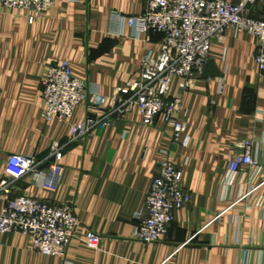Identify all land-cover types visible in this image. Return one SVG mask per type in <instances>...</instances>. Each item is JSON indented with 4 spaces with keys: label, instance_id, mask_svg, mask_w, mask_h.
Segmentation results:
<instances>
[{
    "label": "crops",
    "instance_id": "obj_1",
    "mask_svg": "<svg viewBox=\"0 0 264 264\" xmlns=\"http://www.w3.org/2000/svg\"><path fill=\"white\" fill-rule=\"evenodd\" d=\"M146 3L56 0L33 22L28 10L0 7V177L11 182V197L70 204L82 224L66 257L40 254L22 233H0V264H264V70L255 36L227 30L192 85L182 89L173 78L169 93L180 98L176 117L185 125L177 141L162 118L148 125L136 105L78 137L74 124L102 114L88 101L70 120L43 119L50 64L68 60L88 91L112 97L158 56L161 33L138 34L112 18L139 15ZM250 14L264 17V5ZM247 138L256 164L231 173L229 161ZM12 154L37 157L42 175L10 177ZM164 160L183 171L191 201L163 239L147 244L133 235ZM5 203L0 196V213ZM89 229L101 236L97 248L87 244Z\"/></svg>",
    "mask_w": 264,
    "mask_h": 264
},
{
    "label": "built area",
    "instance_id": "obj_2",
    "mask_svg": "<svg viewBox=\"0 0 264 264\" xmlns=\"http://www.w3.org/2000/svg\"><path fill=\"white\" fill-rule=\"evenodd\" d=\"M56 0H0L5 10L23 9L31 12L30 21L44 16ZM264 0H147L143 13L125 17L113 12L116 23H127L138 34L158 32L163 35L158 56L145 63L137 77L119 89L112 97L88 91L85 80L77 77L66 59L52 63L42 79V116L47 122L70 120L76 109L86 101L100 118L88 117L72 126L73 137L86 135L93 127L108 125L124 117L133 105L148 125L158 118L173 129L175 141L185 131L176 114L180 98H171L173 78L181 80L182 89L192 85L195 74H202L209 61L215 38L227 30L245 31L257 38L255 56L264 70V17L254 18L251 10ZM229 161L231 173L256 164L253 140L245 139ZM56 159L62 153L59 144L53 145ZM40 161L34 155L12 154L7 169L12 178L36 173ZM10 181L0 177V196L6 203L0 213V233L19 232L26 235L34 250L43 255L66 257L73 240L78 236L81 221L70 204L50 205L27 195L11 197ZM191 201L183 186V171L170 161H161L158 173L152 178L145 197L143 212L137 217L133 237L143 243H156L169 233L177 210ZM87 244L99 246L101 236L87 230Z\"/></svg>",
    "mask_w": 264,
    "mask_h": 264
}]
</instances>
